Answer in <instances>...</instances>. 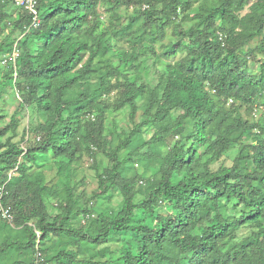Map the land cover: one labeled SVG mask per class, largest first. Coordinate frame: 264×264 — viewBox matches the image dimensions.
<instances>
[{
    "label": "trees",
    "instance_id": "trees-1",
    "mask_svg": "<svg viewBox=\"0 0 264 264\" xmlns=\"http://www.w3.org/2000/svg\"><path fill=\"white\" fill-rule=\"evenodd\" d=\"M38 1L37 28L28 31L32 16L19 7L6 32V7L14 4L0 0V58L16 42L20 49L16 80L12 64L0 67V88L15 85L23 107L36 106L44 115L37 127L40 142L27 149L11 138L2 142L9 127L0 128V185L6 184L3 204L13 214L12 223L0 214V227L17 224L15 231L28 240V247L14 245L8 238L15 231L5 236L0 256L16 247L24 259L3 258L0 264H264V112L252 118L258 102L264 107V0H109L117 18L120 7L135 10L107 30L100 28L102 0ZM120 40L126 46H118ZM253 42L251 54L262 57L257 70L248 64ZM113 76L121 79L113 83ZM77 85L81 93L69 94ZM114 91L117 108L130 107L133 126L108 154L114 165L99 174L98 187L104 194L119 189L123 200L119 213L105 217L93 219L86 209L83 222L97 225L91 232V221L79 228L70 224L78 211L68 183L61 212L50 214L45 175L33 172L21 155L52 150L66 165L88 142L95 152L111 107L104 98ZM142 100L144 118L137 121ZM149 129L153 134L146 140ZM170 135L179 138L162 156L160 179L137 201L138 182L123 170L144 147L165 143ZM237 145L232 165H217ZM56 235L73 241L50 247ZM112 236L121 240L119 255L95 261L100 253L89 247ZM51 248L57 253L47 259ZM80 248L89 251L82 259Z\"/></svg>",
    "mask_w": 264,
    "mask_h": 264
},
{
    "label": "rangeland",
    "instance_id": "rangeland-1",
    "mask_svg": "<svg viewBox=\"0 0 264 264\" xmlns=\"http://www.w3.org/2000/svg\"><path fill=\"white\" fill-rule=\"evenodd\" d=\"M109 0H102L99 3L98 9L101 15V29H110L111 23H121L125 22L128 17L133 14L135 7L134 6H123L115 10L120 18L114 16V11L107 8V3ZM19 12V7L17 6H7L6 14L4 15L3 22L6 26L5 30L8 32L12 27V22L16 20L17 14ZM2 24V25H4ZM187 27L188 25L185 24ZM3 28V26L1 27ZM172 34V29L169 28L167 31V38L163 42H168ZM84 37V36H83ZM87 38V37H86ZM161 42L156 44L158 52H161L162 48L160 46ZM126 46L125 42L120 40L118 46ZM255 42L250 44L247 47L249 54L253 51ZM183 54L178 55L176 58H180ZM88 58V54L85 55L83 61L79 64L81 66ZM172 59V60H176ZM260 55H256L254 52L251 56L248 57V64L250 69L255 70L259 69L258 66L262 61ZM115 62L118 60L114 59ZM152 62V61H151ZM163 70V66L160 67ZM158 71L156 72V67L153 66L150 71V78L156 80L158 77ZM110 80L114 83L118 79H121L120 76L109 77ZM1 81V78H0ZM82 86H74L69 94L73 96H78L81 93ZM116 92L114 91L110 96L104 98L106 102L110 103L106 111V118L104 121V132L100 140V146L96 145L98 149H94L95 152H91L90 144L88 142L85 146V150L82 154H78L76 158L72 161L65 159V163L61 158H56L53 151L50 150L45 154H33L27 155L22 154V162L28 164L29 167L34 170L33 172H43L45 175V182H47L48 189H51L52 195L46 197V204L49 207L50 214L56 216L61 212L59 208V202L63 198L67 197V190L65 188L66 184L72 188L74 204L73 209L78 211V213L71 219L70 224L73 227L79 228L80 226L86 223L83 222L84 211L86 209L90 210L94 214L93 219L97 217H105L106 215L117 214L121 209L122 205V195L120 190L117 188H111L108 194H104L101 189H99V174L103 173L106 169H111L114 165L113 161L109 157V153L114 151L117 145L124 139L126 132H129L133 126V122L130 117V107L124 106L122 108H117L116 104ZM22 95L18 91V87L10 83H6L0 88V128L9 127L8 132L1 137L2 142L11 138L12 142L19 144L22 148L27 149L30 146L38 144L40 141L38 137L41 136L39 130L37 129L40 122L44 121V115L36 106H26L23 107ZM140 108L138 111L137 121H142L144 116V104L142 100L140 103ZM17 112V113H16ZM264 112V107L261 102H258L255 105V109L252 113L253 120L259 118ZM16 113V118L19 120L18 128L13 131L10 128V123L12 116ZM153 130H144L143 136L146 140H149L152 137ZM42 138V137H41ZM179 137L170 135L165 143H158L154 148L144 147L141 150L140 155L134 157L131 165L125 170H123V176L131 177L136 179V192H137V201L142 200L146 197L150 185L160 179L159 168L161 166L162 156L167 150L171 147L172 143L177 140ZM239 145L235 148L228 151L221 160L217 163L232 165L234 158L236 157ZM131 147L120 152V155L123 157L129 151ZM63 164V165H61ZM215 165V166H217ZM31 170V171H32ZM30 171V172H31ZM19 174V173H18ZM143 181V183L141 182ZM49 195V194H46ZM1 225V222H0ZM90 229L91 232H95L97 225L96 222L91 221L89 225L86 226ZM18 228L17 224H14L11 229H2L0 227V243L5 242L9 233L12 234ZM53 243L48 241L50 247L54 244L57 245L64 241H73L71 237H63L56 235L53 238ZM15 243L14 245L25 244L28 247V240L25 239L22 231H15L14 235L8 238V243ZM47 243V244H48ZM121 247V240L117 239L115 236H112L107 242L99 246H91L89 249L98 251L100 255L94 257L95 261H106L111 258H116L119 255V250ZM13 247L9 249L6 253H3L0 256V262H3V258L15 259L24 257L17 255ZM88 250H83L80 248L78 251V258L82 259L88 255ZM53 253H57L54 248L49 249L47 259H50L53 256ZM113 253V254H111ZM14 256L12 257V255ZM32 255V253H31ZM50 264H55V261H50Z\"/></svg>",
    "mask_w": 264,
    "mask_h": 264
},
{
    "label": "built area",
    "instance_id": "built-area-1",
    "mask_svg": "<svg viewBox=\"0 0 264 264\" xmlns=\"http://www.w3.org/2000/svg\"><path fill=\"white\" fill-rule=\"evenodd\" d=\"M13 4L17 7L24 8L27 10L32 16V24L28 28H37L40 25V17H39V1L38 0H12ZM20 56V49L18 46V42L14 44L13 49L6 53L2 58H0V67H8L10 64L14 67V77L15 80L17 78V61ZM39 139V138H38ZM17 170V167L10 172V175H14ZM7 193L6 184L0 185V214L6 219L8 222H13V214L9 207H6L3 204V196Z\"/></svg>",
    "mask_w": 264,
    "mask_h": 264
}]
</instances>
